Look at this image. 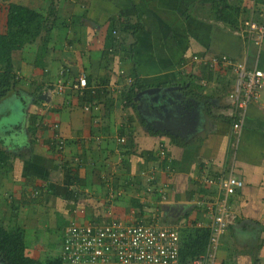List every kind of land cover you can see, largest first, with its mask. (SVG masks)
I'll list each match as a JSON object with an SVG mask.
<instances>
[{
  "label": "crops",
  "instance_id": "obj_1",
  "mask_svg": "<svg viewBox=\"0 0 264 264\" xmlns=\"http://www.w3.org/2000/svg\"><path fill=\"white\" fill-rule=\"evenodd\" d=\"M213 1L25 0L20 4L42 15L34 39L43 28L48 32L46 41L41 40L44 45L37 48L39 42L33 41L35 49L29 54L24 48L11 53L17 83L8 100L20 102L21 120L0 127L1 148L10 159L0 166L1 215L15 217L14 211L24 206L26 213L32 210V217L62 223L63 229L71 222L115 216L132 223L142 221L136 214L152 200L156 211L151 218L156 219L159 211L176 209L183 212L178 220L183 225L207 226V208L219 196L217 178L231 174L243 181V187L228 199L235 219L220 238L215 263L264 264V87L258 101L244 109L241 129L235 133L232 125L239 116L231 112L228 98L235 76L208 63L212 56H226L264 71V39L256 45L241 33L242 22L264 1L226 0L239 7L235 30L212 17ZM117 18L138 19L142 25L132 54L127 53L133 41L128 36L115 32L119 48L108 43L109 23ZM36 63L40 70L30 73L29 68L25 73L26 64ZM120 68L126 76L139 78L145 89L177 88L189 120H179L184 113L169 116L166 121L175 120V129L161 130L166 135L161 137L149 134L150 124L136 104L125 106L113 87ZM82 74L87 89L79 93L72 85ZM58 81L65 88L55 93ZM88 104L97 110L84 111ZM123 112L127 119L120 122ZM84 197L103 203L105 211L98 213L84 204L80 208ZM40 204L44 213L36 212ZM143 218L148 220L149 215ZM25 244L30 257H46L43 243Z\"/></svg>",
  "mask_w": 264,
  "mask_h": 264
},
{
  "label": "built area",
  "instance_id": "obj_2",
  "mask_svg": "<svg viewBox=\"0 0 264 264\" xmlns=\"http://www.w3.org/2000/svg\"><path fill=\"white\" fill-rule=\"evenodd\" d=\"M264 1V0H263ZM241 33L259 45L264 39V2L260 10L241 24ZM196 58V57H194ZM210 67L227 68L234 74L235 88L228 95L233 115L239 119L233 122V130L238 133L242 126L244 109L259 99L264 87V71L248 68L244 63L230 60L226 56H212L208 60ZM120 83H114L117 93L131 84L133 78L126 76L123 70L116 73ZM65 88L63 81H58L55 93ZM72 88L81 93L87 89V80L78 76ZM84 111L97 110L96 105L88 104ZM118 142L123 143V139ZM59 149L62 142H59ZM162 153V151H161ZM218 199L207 208L210 214V236L204 254L190 264H216V251L220 238L228 225L233 223L235 215L230 209L228 199L243 187V181L229 174L217 178ZM212 183L213 180H207ZM146 191H151L147 187ZM164 198L163 194H161ZM90 220L84 223L71 222L63 229L64 242L61 251L63 264H180L178 231L171 227H160L142 221L127 223L118 219ZM197 227H202L197 224Z\"/></svg>",
  "mask_w": 264,
  "mask_h": 264
},
{
  "label": "trees",
  "instance_id": "obj_3",
  "mask_svg": "<svg viewBox=\"0 0 264 264\" xmlns=\"http://www.w3.org/2000/svg\"><path fill=\"white\" fill-rule=\"evenodd\" d=\"M210 7L211 9H209V11L212 13V17L216 21L222 22L231 30L238 28V6L227 4L226 0H214ZM41 22L42 15L35 13L26 6L15 4L9 10V25H27L32 27L29 34L32 39L39 34ZM141 27L142 25L138 19H135V21H128L121 18H117V21L111 20L108 29V43L112 42V49L119 48L120 37L116 35V33L118 32L122 36H128L132 38L133 41L128 46L127 53L132 54L133 46L136 43V34L142 30ZM26 39L27 38L25 37L22 40L24 41ZM12 41L13 40H11L10 37L3 36L0 43V106L4 100H8L9 95L12 90H14L17 83L11 62V53L14 48ZM133 66H136V63H134ZM132 78L133 80L131 84L123 88L120 96L122 97L125 106L134 108V96L136 93L144 90L146 86L139 78L133 76ZM32 119L35 122L36 119ZM148 131L149 134L155 137L166 136L164 133L160 132V130L148 129ZM170 139L172 142L176 143L175 138L170 137ZM1 145L2 142L0 141V166L10 160L8 154L1 148ZM120 145H122V143ZM152 188L154 189V186H152ZM134 201L137 202V200ZM178 236L180 264H190L192 260L205 253L210 236V228L208 225L197 227L193 222L191 225H183L179 228ZM63 242L64 237L62 228L60 235L61 248L59 254L53 258H47L45 256L32 258L27 252L25 231L22 228L15 226L7 228V226L0 222V264H63L61 260Z\"/></svg>",
  "mask_w": 264,
  "mask_h": 264
},
{
  "label": "rangeland",
  "instance_id": "obj_4",
  "mask_svg": "<svg viewBox=\"0 0 264 264\" xmlns=\"http://www.w3.org/2000/svg\"><path fill=\"white\" fill-rule=\"evenodd\" d=\"M24 2H25V0H0V43L2 41L3 36L10 37L11 40H13L12 43L14 46L12 53H16V52L20 53L21 50L24 48L25 51H28V52H26V54L27 53L29 54L31 51H33V48L35 49V46H33V44H32L33 41L36 40L39 42V44H37V48H39L41 46L40 43H42V42L44 43L46 41V34L48 32L47 28H43V30L41 31V33L37 39H32L29 36L30 31L28 29H21L20 25H11V26L9 25V23H8L9 10L11 9V7L13 5H15V4L20 5V4H23ZM93 2H94V0H93ZM56 25L58 27H60L62 25L61 19H58V22L56 21ZM26 35H28L27 39L23 41L22 39L25 38ZM41 40H42V42H41ZM40 56L42 57V55H40ZM37 58H38V55H36L35 59H37ZM26 66H27V69L25 68V73H28V74H29V68H30V73L32 70L34 72H37L41 68V65H39L37 63L34 66L32 64H26ZM119 70H124V73L126 72L125 69H123V68H120ZM23 73H24V71H23ZM16 75L21 76L22 74L18 73ZM10 97H16V96L13 95ZM0 107H1L0 113H2L1 118H0V127L4 126L6 128L8 125L16 124L21 120V118H20V102H17L14 99L4 100V102H2ZM123 114L124 115L122 116V119H119L120 122H121V120L123 121L124 118L127 119V117H126L127 115L125 114V112H123ZM100 178H101V176H100ZM113 194H115V193L114 192L111 193V195L109 197L110 200H112ZM217 195H218V192H217ZM86 198L87 197L81 198V200H80L81 203L78 205L79 207L83 206L85 208L84 205H86V206H90L91 209H93V210H97L98 213H102V211L103 212L105 211L103 209V207H104L103 203L97 204L96 201H94V200L91 201L88 198H87L88 199L87 200ZM146 200H147V198H146ZM82 204H84V205H82ZM151 204H152V206H151ZM145 206H146L145 209L142 208V211H140L136 214L138 216V219H140L142 221L143 220L146 221L145 223L157 224L160 227H171V228L177 229V231L179 230V228H181L183 226V222L178 221L180 219L179 217L182 216V213H183L182 210L180 211V210H176V209H170L171 211L167 210L168 213L165 214L162 211H159V209H158L159 213H157V215H156L157 217H156V219H154V218H151L154 211H156L155 210V204L153 203V201L148 200L145 203ZM35 209H36V212L39 211L41 213H44L46 211V208L43 207V205H41V204ZM9 211L12 212V210H10V209H9ZM26 211H27V207L21 206L19 210L14 211L15 217L8 216L9 213H6L4 215L0 214V222H2L5 226H7V228L14 227V224L16 222L18 223V224H16V226H23V225L26 226L27 229L25 230V241L27 243H29V242L30 243H43L44 247L46 248V250L48 252L46 255L47 258H53L56 255H58L60 252V248H61L60 235H61V229L63 226V225H61L62 223L55 224L53 220L47 221L48 218L43 219V217L41 215H39L36 219L34 216L32 217V215H33V214H31L32 210H29L28 213H26ZM107 212L110 213V211H107ZM107 212H105V213H107ZM169 212H171V213L169 214ZM144 215H146V217L149 215V219L148 220L146 218L144 219L143 218ZM12 218L15 221H13ZM27 218H28V220H27ZM112 219H114V220L119 219L120 220V218L116 217V216L113 217ZM43 220H45V221H43ZM41 221H42V224H40ZM10 222H11V224H10ZM45 223H46V227L43 228ZM30 227H34V228H30ZM239 244H240V242L237 240V245H239ZM228 245L229 244L226 243L225 245H223V248H227ZM221 251H224V250L222 249ZM41 252H43V250Z\"/></svg>",
  "mask_w": 264,
  "mask_h": 264
},
{
  "label": "water",
  "instance_id": "obj_5",
  "mask_svg": "<svg viewBox=\"0 0 264 264\" xmlns=\"http://www.w3.org/2000/svg\"><path fill=\"white\" fill-rule=\"evenodd\" d=\"M133 102L136 104L140 116L145 121L151 118L154 119V117L155 119L157 118L155 124L157 125V130L160 131L166 128V118H169V116L175 118V113H173L175 110H178L176 113L178 115L184 113L179 118L181 122L189 120V116L185 114L183 97L180 96L175 87L144 89L135 95Z\"/></svg>",
  "mask_w": 264,
  "mask_h": 264
},
{
  "label": "flooded vegetation",
  "instance_id": "obj_6",
  "mask_svg": "<svg viewBox=\"0 0 264 264\" xmlns=\"http://www.w3.org/2000/svg\"><path fill=\"white\" fill-rule=\"evenodd\" d=\"M178 112V110H175L173 113H177ZM174 116H176V115H174ZM163 119V118H162ZM163 121V120H162ZM148 124H150L149 125V128H151V129H154V130H157V125L155 124V120H153L152 118L151 119H149L148 121ZM165 124H166V128L164 129V130H173V129H175V120L173 121V123L171 124L169 121H166L165 122ZM174 125V126H173Z\"/></svg>",
  "mask_w": 264,
  "mask_h": 264
}]
</instances>
